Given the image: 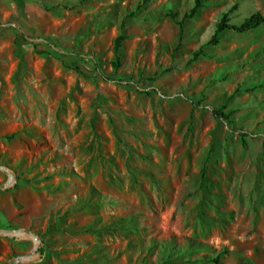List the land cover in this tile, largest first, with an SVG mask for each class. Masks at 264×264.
Masks as SVG:
<instances>
[{"label": "rangeland", "instance_id": "1", "mask_svg": "<svg viewBox=\"0 0 264 264\" xmlns=\"http://www.w3.org/2000/svg\"><path fill=\"white\" fill-rule=\"evenodd\" d=\"M21 2L0 0V264H264V25L209 44L264 0H210L181 38L193 0Z\"/></svg>", "mask_w": 264, "mask_h": 264}, {"label": "trees", "instance_id": "2", "mask_svg": "<svg viewBox=\"0 0 264 264\" xmlns=\"http://www.w3.org/2000/svg\"><path fill=\"white\" fill-rule=\"evenodd\" d=\"M17 1H18L19 5L23 4L21 2V0H17ZM208 1H210V0H193V4H192V7L190 8V10L183 15L181 21L177 22L179 29H180V34H179L180 38L182 35L184 22L192 20L199 13V11L202 9V7H204V5ZM263 25H264V15H262L260 12H255V13L250 14L240 24H235V25L230 24L229 19L226 16H223L222 19L219 21V23H217L215 26L214 35L212 36L209 44L215 45L218 41L219 35L222 34L223 32H225L226 30L233 31L237 34L245 35L249 32H252V31L259 29ZM17 34L19 35V37L18 36L16 37L15 43L19 44L20 38H25V35L24 34L22 35L21 33H17ZM123 40H124V37L122 35H120L119 37H117L115 39V42H114V52L116 54V60L117 61H119L118 54H119V50L121 47V42ZM200 54H201L200 51L197 53H194L193 54V60H197ZM212 114L216 118H222V119L226 120L227 122H229L228 115H226L220 111H213ZM203 176H204V173H203ZM198 246H200V245L198 244ZM223 254H226V252L224 251ZM220 258H221V254H218L213 259V263L219 264Z\"/></svg>", "mask_w": 264, "mask_h": 264}, {"label": "water", "instance_id": "3", "mask_svg": "<svg viewBox=\"0 0 264 264\" xmlns=\"http://www.w3.org/2000/svg\"><path fill=\"white\" fill-rule=\"evenodd\" d=\"M0 169L3 170L10 178H12V175L3 167L0 166ZM8 186L7 185H0V189H6ZM19 233V232H14V234ZM21 233V232H20ZM24 233L29 234L30 236H33V234L29 231H24ZM35 251L31 252L28 256H31L34 254ZM19 260H11L7 264H17Z\"/></svg>", "mask_w": 264, "mask_h": 264}]
</instances>
